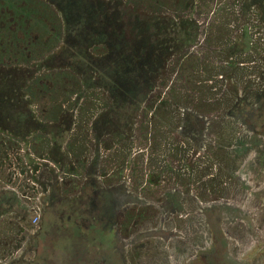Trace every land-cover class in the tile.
<instances>
[{"label": "rangeland", "instance_id": "obj_1", "mask_svg": "<svg viewBox=\"0 0 264 264\" xmlns=\"http://www.w3.org/2000/svg\"><path fill=\"white\" fill-rule=\"evenodd\" d=\"M261 123L264 0H0V264H264Z\"/></svg>", "mask_w": 264, "mask_h": 264}, {"label": "trees", "instance_id": "obj_2", "mask_svg": "<svg viewBox=\"0 0 264 264\" xmlns=\"http://www.w3.org/2000/svg\"><path fill=\"white\" fill-rule=\"evenodd\" d=\"M116 86L119 88V86L116 84ZM113 101H114V99H113ZM257 115H255V116H253L252 118L253 119H255L256 121H257V117H256ZM256 117V118H255ZM263 123V122H262ZM262 123H261V125H262ZM255 124V123H254ZM253 124V125H254ZM256 125V124H255ZM260 128H262V129H264V124L260 127ZM19 224L21 225V226H23V227H25L26 229H28L30 226V223L27 221H25L24 220V217H22V218H20L19 219ZM17 229H19V227H17V226H15V228L12 230V232H15ZM19 234V230H18V232L16 233V235H18Z\"/></svg>", "mask_w": 264, "mask_h": 264}, {"label": "built area", "instance_id": "obj_3", "mask_svg": "<svg viewBox=\"0 0 264 264\" xmlns=\"http://www.w3.org/2000/svg\"><path fill=\"white\" fill-rule=\"evenodd\" d=\"M39 218H40V217L35 216V217L32 219L33 221H32L31 223L37 225V224L40 222Z\"/></svg>", "mask_w": 264, "mask_h": 264}, {"label": "flooded vegetation", "instance_id": "obj_4", "mask_svg": "<svg viewBox=\"0 0 264 264\" xmlns=\"http://www.w3.org/2000/svg\"><path fill=\"white\" fill-rule=\"evenodd\" d=\"M264 130V129H263Z\"/></svg>", "mask_w": 264, "mask_h": 264}]
</instances>
